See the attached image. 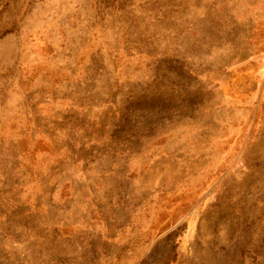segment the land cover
I'll list each match as a JSON object with an SVG mask.
<instances>
[{
    "label": "rangeland",
    "instance_id": "rangeland-1",
    "mask_svg": "<svg viewBox=\"0 0 264 264\" xmlns=\"http://www.w3.org/2000/svg\"><path fill=\"white\" fill-rule=\"evenodd\" d=\"M0 264H264V0H0Z\"/></svg>",
    "mask_w": 264,
    "mask_h": 264
}]
</instances>
